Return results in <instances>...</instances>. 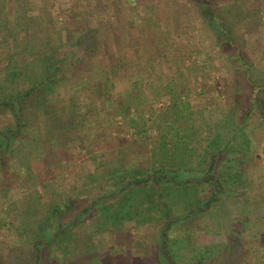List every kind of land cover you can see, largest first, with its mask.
I'll return each mask as SVG.
<instances>
[{"label":"rangeland","instance_id":"1","mask_svg":"<svg viewBox=\"0 0 264 264\" xmlns=\"http://www.w3.org/2000/svg\"><path fill=\"white\" fill-rule=\"evenodd\" d=\"M214 2L231 14L247 62L253 68L264 69V26H256L258 18L264 21V0ZM179 7H183L181 14ZM20 8L29 17V23L16 15ZM136 22L140 23L139 31L130 28ZM154 26H157L154 31L157 38L153 42ZM125 36L145 46V49L136 46L131 52L120 41L128 59L130 56L147 59L151 52L155 57L154 44L160 42L164 57L173 60L167 61L163 70L156 62L143 64L142 71L146 74L139 86L149 100L137 99V103L145 106L137 114L139 135L133 133L136 131L129 122V114L121 118L113 109L127 104L125 90L130 85L127 82L135 80L133 68L111 70L120 59L118 39ZM212 40V33L195 16L187 0H0V103L26 90L32 78L29 74L38 75L49 66L57 68L53 85H45L39 91L41 100H35L33 105L21 99L9 102L16 105L14 111L18 117L25 111L29 126L22 130V138L21 129L18 130L21 122L16 128L12 110L0 111V141L8 142L0 156V264H34L32 248L26 243L31 235L40 236L37 239L40 240L46 229L51 236L58 230H67L73 218L92 200L116 192L136 177L137 170L156 171L163 165V173L171 177L176 173L177 177L173 178L178 180L202 176L186 170L196 160L193 147L201 152L217 133L224 138L228 135L230 141L236 131L231 135L226 133L224 119L233 112L235 117H241L246 104L241 77L244 66L235 56L222 52L219 44H212ZM180 70L186 72L188 89L182 99L186 97L191 110L200 111L203 118L207 116L204 124L210 126H199L194 141L195 134L186 128V121H178L170 114L156 115L163 114L164 101L169 99L163 91H156L155 85L150 87L147 80L148 75H156L163 88ZM106 71L114 84L113 94L110 102L105 103L107 111L99 113L105 99ZM52 115L63 123L59 132L51 125ZM147 117L150 119L146 121ZM71 121L78 124L71 126ZM240 126L245 137L236 140L232 159L227 156L223 165L224 172L230 170L234 179L221 185V193L213 199L220 201L216 204L212 201L206 208L208 211L194 213L186 222H179L166 232L167 252L175 256L176 264L191 261V253H186L187 249L192 250L190 242L202 245V250L212 248L213 243L218 245L215 251L223 249L220 246L224 245L223 231L211 230L223 208L233 210L230 225L237 222L242 226L240 234H235V244L227 247L228 252L220 257L231 255V264H264V114L262 117L259 113L251 114ZM15 131L16 136L12 137ZM133 139L139 140L137 145L132 144ZM244 140L247 147H243ZM165 142H171L172 146ZM55 143H58V155L44 159ZM177 166L183 169L177 170ZM201 184L208 194H203L201 185L195 193L191 190L186 194L167 183L165 199L179 200L186 206L188 198L190 204H195L198 197L201 200L195 206H202L209 199L213 185ZM129 201V211L125 210L117 220L106 222L101 231L104 218L99 215L80 225L76 222L70 237L57 248L67 246L73 250L72 259L90 256L86 252L89 249L94 255V260L86 261L89 264L161 263V235L165 227L158 219L161 216L156 211L151 213L144 203L141 207V198L135 194L129 195ZM189 212V209L185 213L178 211L175 218ZM87 234L93 237L87 239ZM129 249L130 257L126 255ZM59 250L56 254L60 260Z\"/></svg>","mask_w":264,"mask_h":264},{"label":"trees","instance_id":"2","mask_svg":"<svg viewBox=\"0 0 264 264\" xmlns=\"http://www.w3.org/2000/svg\"><path fill=\"white\" fill-rule=\"evenodd\" d=\"M187 1L189 4V7L191 8L195 16H197V18L206 27V29L212 33V38H213L212 44H214L215 46L219 44V48L222 50V52L228 53L229 57L235 56L234 59H236L237 62H241V66L242 65L244 66V69H243L244 72L241 77L244 79V88L246 90L245 91L246 96L244 97L245 99L244 102H246V104L244 103L245 110L242 111L243 114H241V117H235L236 116L235 112L230 113L229 116L226 115V118L224 119V125H223V128L227 130L226 133L228 132L229 135H231L232 133H234V131H236L235 132L236 134L234 135V137L232 135L230 141L227 138L229 137L228 135L225 138L223 135L219 133L213 135L212 138L207 141L205 147L203 148V150H201V152H199L193 144L194 146L193 151H195L196 153V160L193 166H191V168L190 167L186 168L187 171H190L194 174H200V175L205 174L207 170V164L209 162L210 155L219 151L222 148V146L225 145L222 149L221 155L217 156L216 161H215V166L212 170V174L217 177L218 194H220L221 193L220 189L222 188L221 185L222 184L226 185V183L230 184V182L234 179V177L232 176V172H230V170L229 172L228 171L226 173L224 172L223 165H224V162L228 160L227 156L229 155L231 156L233 152H235L236 146H234V144L236 143V140L239 138L245 137L243 126H240V125L245 124V122L251 117V114L255 115L259 113L260 117H262L264 114V69L253 68L251 63L247 62L248 59H246L245 57L243 45L241 44L240 39L238 38L240 36H237V34L235 33V28H233V25H232V23L234 22L232 19H230V17L232 16L231 14L229 16L228 14L229 12H226L227 10L226 8L223 9L221 8V6L220 7L217 6L214 0H187ZM182 8L183 7H179L178 13L180 14L182 13ZM16 15L21 16V18H23L25 21H28V20L30 21L29 17H27L24 14V10L21 8L16 10ZM139 24L140 23L138 22L133 23L130 25V28L132 27L134 30H138L137 26ZM256 26H259V27L264 26V21L258 18L256 20ZM156 28L157 26H154V28L152 29L153 36H154V37L152 36L153 42L156 41V38H157L155 35L156 32H154V31H157ZM87 36L93 37L92 34H87ZM120 41H124L128 49H130L129 51L131 52H132V49H136L135 48L136 46H138L139 49L141 48L145 49V46H142L139 40H133L130 37L128 38L126 37L121 40L118 39V47L121 49V53L119 52L120 59H118L117 64L111 67L112 71L120 70L121 68L125 69L128 67L134 69L133 71L135 74V80L133 82L132 81L127 82L130 85H127L126 90H125L126 96H127L126 97L127 104L118 105L116 108H113V109L115 110V115H120L121 118H123L124 116L126 117V115L129 114V117H130L129 122H131L133 128H135L134 131H136L133 133L139 135V131L136 130V127H137L136 121H139V119H137L139 117L138 115H140L139 112L142 109H144L145 106L142 105V103H137V99L141 98L146 101L149 100V97L146 91L140 88L139 86L141 85V80L145 79L143 75L146 74L144 73V71H142L143 64L150 63V62H156L157 65L161 66L160 70H163V66L166 67L167 61L173 62V60L172 58L164 57V55L162 54L163 45L159 44L160 42L154 44V51L156 55L155 57L151 55L152 53L151 52L148 54L147 59L142 60V58L140 57L137 58V56L136 58H134L133 56H130L131 59H128L127 56L125 55L124 50L122 49ZM123 58H125V61H123ZM78 59L79 58H77V60ZM169 67H171L170 64H169ZM56 71H57V68H53L49 66L48 69L46 68L43 69L42 72L39 73L38 75H37V72H33L32 74L28 73L29 75L32 76L29 82L30 84L28 88L26 90H23L19 94H17V96H13V95L8 96V102L6 101L1 102L2 106L0 107V111L3 108H10L14 114L15 119L18 120V123L21 122L20 123L21 126L20 128H18V130L21 129V132L19 135L20 138H22V135H23L22 130L26 129L29 126V124L25 119V116H24L25 111H22L23 108L21 109L22 111L20 113L21 116L18 117L17 113L14 111L16 105L13 104V106H11L12 104L9 102H13V100H16V99H21V100H24V102L31 101V105H33V102L35 100L37 99L41 100L42 94H40L39 91L47 86L53 85L52 77L54 73H56ZM185 73L186 72L182 70L178 71L170 80H168L167 84H165L163 88L160 87V84L158 83L159 78L156 75H148L147 80H148L150 87H152V85H155L157 88L156 91H163L162 93L165 94L164 96L167 99H169V102H166L164 101V99L156 98V99H159L160 101H164L165 103L163 114L161 112H157L156 115L170 114L174 117V119L178 121L180 120L186 121V124H187L186 128H188L190 131H192L193 134H195V135H192V139L194 141V138H197L196 133H198L197 129L200 128L199 126L205 125V127H209V128L210 126L207 124H204V121L207 116L203 118V116H200V113H201L200 111L191 110L190 105L188 101L186 100V97L182 99V96L183 95L186 96V92L188 90L186 87L187 81H186ZM107 74H109V71L105 72V75H106V79L104 83L105 89H103L105 99L101 103L100 109H98L99 113L100 112L103 113L107 111V106H105V103L110 102L111 95L113 94L112 90H113L114 84H113L111 76ZM127 83H125V85ZM149 95H152V94L149 93ZM150 107L152 106H149V108ZM113 109L111 108L110 110H113ZM53 117L54 119L51 120V123H52L51 125H53V127H56L57 128L56 131L59 132L63 126V123H61L60 120L58 121L55 116ZM141 119L145 121L144 117H141ZM148 119L150 118L147 117L146 121ZM234 119L238 120L239 124ZM75 124H78V123L76 121L70 122L71 126ZM235 124L237 126L234 127ZM142 126L140 125L141 132L145 133L146 130ZM51 131L52 129L50 126V133ZM117 131L118 130H116V132ZM237 132L239 133V135H237ZM57 136L58 134L54 137L57 138ZM138 141L133 139L132 144L137 145ZM165 143L168 147L172 146L171 142H165ZM247 144H248L247 141L244 140L243 147H247ZM238 149L240 148H237V150ZM3 151L0 152V156L3 155ZM58 152H59L58 143L57 144L55 143L52 146V150L48 154H45L44 159L49 158V157L55 158L58 155ZM240 152H241V155H244L242 154L243 150H240ZM231 159H232V156H231ZM237 161L239 162L240 159L235 160V162ZM172 163L174 166L175 164L174 161ZM162 166L163 165H159L158 167L159 169L156 171H149L145 169L137 170L139 172H137V175H135L136 176L135 178L130 176V178H133V180H136L135 186H130L128 189L124 190L123 192H121V194L117 196H115L116 192L113 191L109 195L111 197L110 200H106V198L109 197L106 195L101 196L97 199L101 201H95L96 199L92 200L93 202L92 207L90 208V204H88L86 208H83V210L79 212L73 218V221H72L73 224L76 223L77 221L79 222L78 224L80 225L82 224V222L87 221L92 216L99 215L104 218L103 223L101 221L100 227H99V230L101 231L103 227L105 226L106 222H110L113 219L117 220L119 216H121V213L125 214V210H128L127 207H130L129 195L131 194H135L136 196L141 198V201H140L141 207L144 203L145 208L150 209L151 213L153 211H156L159 213V216L161 217L160 218L157 217V218L160 219L159 221H162V226H166L168 223H170L176 217V215L178 214L177 213L178 211L185 213L187 209L191 211L192 208H197L198 206H195V204H198L199 201L201 200V198H198V197H196L195 204L194 203L190 204L189 203L190 199L188 198L189 200L188 199L186 200V206L185 204L183 205L181 202H179V200H172L171 202H168L164 196V192L166 191V188L168 187L166 186L165 188V184L167 183H165L163 180L161 181L155 180V181H147V182H145L144 180L139 181V179L144 178L145 176L149 174H164L163 173L164 171H162L164 167ZM153 167L154 166H152V169H154ZM181 169L183 168L178 167L177 170H181ZM222 171L224 173H222ZM218 172H220L221 174L220 175L217 174ZM238 173L239 172L237 171L236 174ZM175 176H176V173H174L172 177H175ZM120 179L122 180V178ZM122 181L116 182V184L122 183ZM204 183L207 185L209 182L206 181ZM42 185H44V182H42ZM168 185L174 188H178L179 190H183L184 192H186V194L188 193V191H191V190H194V193H195L197 187L201 185L203 187L202 188L203 194L206 192L208 194V191L206 190L204 184L190 183L187 185H176V184L168 183ZM92 197H95V194ZM219 201L220 199L217 198L213 200V203L216 204ZM205 211H208V210H205ZM222 212L220 214L218 213V218L216 219V221H214V227L211 230L212 232L214 231L217 232V230L218 231L221 230V232L223 231L224 234H223V237H221V240L224 242V245H220L222 246L223 249H220L219 251H215L216 249L215 247H218V245H215V243H213L211 245L213 249L204 248L202 250L201 249L203 247L202 245L195 246V245H192V243L190 242L189 247H192V250L191 251L189 249L186 250V253L188 254L191 253L189 256V260L191 259V261H189V263H192V264H231L232 260L229 259L231 255L229 256L224 255L223 257H220V256L222 253L225 252L226 254V252H228V250H226L227 247H230L231 245L235 244L234 240L237 239V236H235V234L236 233L240 234V230H241L240 227L242 226V224L239 223L238 225L236 222L233 224L231 223L230 225L231 217L234 214L231 208L230 209L223 208ZM182 223H180L179 225H181ZM173 227L171 228L173 229ZM45 231H46V234L43 233V236L41 237L40 240H37L39 239L40 236L34 237V235H31L30 240L26 241L27 246H31L32 248L34 264H37V259L39 257L37 252L35 251L36 248H38L40 252L41 264H89V262L86 263L87 260L89 259L94 260L93 259L94 255H92L93 251L89 249H87L86 252L89 253L90 256L85 255L83 257H76L72 259L73 256L71 254L74 252L73 250H69L67 246L61 250L57 248L59 246V243H61L62 241L64 242L65 238L70 237L73 229H69V227H67V230L66 229L62 231L58 230L54 236H51L50 234L51 232L48 231L47 229L44 230V232ZM85 236L87 239H90L91 237H93V235L91 234H87ZM167 241L169 242L168 236L166 238V242H164V240L162 239L161 247L163 246L164 243H167ZM57 250H59V254L61 255L60 260L58 259V256L56 254V252H58ZM192 253L194 254L192 255ZM213 253H215L216 256L212 255ZM164 254L165 253L163 251L160 252V261L162 262L161 263L158 262V264H163V261L165 262ZM166 254L168 255V264H176L175 262L177 260L175 261V259H173L175 256L172 255L170 251H168ZM126 255L129 257L131 256L130 249L126 252ZM222 258L223 260L221 261L220 259ZM186 263L189 264L188 261H186ZM165 264L167 263L165 262Z\"/></svg>","mask_w":264,"mask_h":264},{"label":"water","instance_id":"3","mask_svg":"<svg viewBox=\"0 0 264 264\" xmlns=\"http://www.w3.org/2000/svg\"><path fill=\"white\" fill-rule=\"evenodd\" d=\"M2 106V104L0 103V107ZM17 124H18V120L16 119V128H17ZM15 128V130H16ZM12 137L16 136V131L13 132ZM2 144V143H1ZM222 149H220L219 151L215 152L214 154L210 155L209 158V162L207 164V170L205 172V174H203L200 177H196V178H189V179H183V180H178L175 179L171 176H168L167 174H149L147 176H145L144 178L139 179V181H161L163 180L165 183H172V184H176V185H187L189 183L192 184H201L204 183L206 181L211 182L213 184V190L211 192V195L209 197V199L207 200L206 203H204L202 206H199L197 208H194L191 210V212L187 213V214H183L177 218H174L170 223H168L164 228H163V232L161 235V238L164 240V242H166V232L175 224H178L179 222H182L184 220H186L187 218H189L191 215H193L194 213H201L203 211L206 210V208L208 207V205L213 201L214 198H216L217 194H218V188H217V177L214 176L212 174V170L214 168L215 165V161L217 156L221 155ZM136 185V180H132V181H126L124 184L121 185V187L116 191L115 196L121 194V192H123L124 190L128 189L130 186H135ZM111 197H107L106 200H110ZM95 201H101V200H95ZM93 202L91 201L90 203V208L92 207ZM77 222V221H76ZM75 224V223H74ZM70 226L69 229H72L73 225ZM38 254V259H37V264H41V257H40V252L38 250V248H36L35 250ZM162 251L166 254L167 253V246L166 243L163 244L162 246ZM166 259L168 260V256L166 255Z\"/></svg>","mask_w":264,"mask_h":264},{"label":"flooded vegetation","instance_id":"4","mask_svg":"<svg viewBox=\"0 0 264 264\" xmlns=\"http://www.w3.org/2000/svg\"><path fill=\"white\" fill-rule=\"evenodd\" d=\"M8 144V142L6 143V142H4L3 144H1V141H0V152H2L4 149H6L7 148V145ZM4 152V151H3ZM46 233V231L44 232V234ZM161 251H162V247H161ZM166 255L167 254H164V257H165V262L168 264V260L166 259ZM168 256V255H167Z\"/></svg>","mask_w":264,"mask_h":264}]
</instances>
